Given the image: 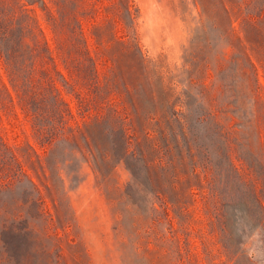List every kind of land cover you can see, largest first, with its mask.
I'll list each match as a JSON object with an SVG mask.
<instances>
[{"label":"trees","instance_id":"1","mask_svg":"<svg viewBox=\"0 0 264 264\" xmlns=\"http://www.w3.org/2000/svg\"><path fill=\"white\" fill-rule=\"evenodd\" d=\"M111 10L127 32L112 34L114 20L93 25L96 44L90 48L79 16L92 17L96 4L85 9L77 0H0V112L13 118L12 126L28 124L47 154L42 157L29 143L10 145L0 136V188L11 189L25 178L37 191L29 171L42 185L61 172L75 179L80 167L68 171L67 160L55 158L56 146L64 143L91 164L98 185L116 202L114 211H131L130 229L122 222L117 226L134 251L144 245L146 219L131 198L130 184L121 190L112 182L122 163L143 191L139 180L145 178L165 215L170 211L177 221L166 241L170 257L189 264L192 233L186 225L198 202L214 239V249L206 253L210 263L257 264L243 246L256 236L264 248V88L257 67L264 74V50L248 51L244 41H259H233L230 30L220 27L232 53H216L205 63V72L209 68L214 76L209 87L193 82L190 74L187 86L197 88L202 105L199 135L176 111L177 76L160 75L130 34L129 5L118 0ZM46 190L51 196L52 188ZM238 191L241 205L234 202ZM40 200L37 191L35 213L0 209V264H18L23 237L33 247L49 239L51 215L42 212ZM237 209L252 230L246 240L232 228Z\"/></svg>","mask_w":264,"mask_h":264},{"label":"rangeland","instance_id":"2","mask_svg":"<svg viewBox=\"0 0 264 264\" xmlns=\"http://www.w3.org/2000/svg\"><path fill=\"white\" fill-rule=\"evenodd\" d=\"M77 1L85 9L92 4H96L98 8L92 17L79 16L90 48L96 44L92 33L93 25L114 20L112 34L119 37L127 32L125 24L118 21L111 10L118 0ZM122 1L129 5L133 19L129 32L136 38L144 59L158 65L160 75L170 71L177 76L173 87L175 98H180V103L176 106V111L186 116L192 132L202 134L203 130L197 123L202 105L197 88L187 86L189 76L193 73V82L209 87L214 76L209 68L205 72V63L211 61L216 53H224L226 56L232 53V48L221 40L220 27L230 30L233 41L236 37L259 41L257 44L244 41V47L248 51L264 50V0ZM221 5L224 6V12ZM257 67L259 82L264 88V74L259 65ZM99 68L101 70L102 66L99 65ZM66 98L74 108L73 97L69 95ZM13 121L11 116L0 112V136L10 145L25 146L29 143L45 157L47 154L43 153L31 137L29 125L24 123L15 127L12 126ZM55 158L58 161L66 159L68 171H77L79 167L80 170L75 174V179L68 180L65 173L61 172L59 176L53 175L44 185L31 171L28 172L41 197L37 202H42L40 209L51 215L46 223L49 239L37 242L34 247L27 237L20 239L18 264H186L169 255L166 241L170 238L171 231L178 229L177 221L172 219L170 211L168 216L165 215L161 202L152 195L144 177L140 178L139 183L141 187H145V191L133 183L131 173L123 163L117 166L112 176L113 184L121 190L130 184L131 198L137 205L138 213L146 219L147 236L143 240L144 245L134 251L117 226L122 222L127 230L130 229L134 219L131 211H114L116 202L110 200L102 186L98 185L91 164L82 163L79 153L71 154L68 145L59 143L55 148ZM45 186L52 188L51 196ZM37 191L25 178L11 189L0 188V209L22 208L25 212L35 213ZM234 202L238 205L243 202L239 191L234 194ZM190 215L186 225L192 233L189 239V264H211L206 253L214 249L211 246L214 239L208 233L200 203L191 207ZM232 228L235 235L244 240L252 232L238 209L232 216ZM4 237L9 239V235ZM177 238L183 241L181 234ZM204 246L208 247L207 252L203 251ZM248 246L253 250L257 264H264V248L258 237L253 236Z\"/></svg>","mask_w":264,"mask_h":264},{"label":"clouds","instance_id":"3","mask_svg":"<svg viewBox=\"0 0 264 264\" xmlns=\"http://www.w3.org/2000/svg\"><path fill=\"white\" fill-rule=\"evenodd\" d=\"M243 247H244V251H245L246 255L248 256L249 260H252L253 255H254L253 250L247 245H244Z\"/></svg>","mask_w":264,"mask_h":264}]
</instances>
